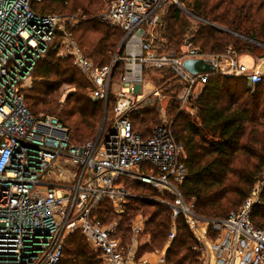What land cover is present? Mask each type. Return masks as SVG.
I'll list each match as a JSON object with an SVG mask.
<instances>
[{"label":"built area","instance_id":"1","mask_svg":"<svg viewBox=\"0 0 264 264\" xmlns=\"http://www.w3.org/2000/svg\"><path fill=\"white\" fill-rule=\"evenodd\" d=\"M43 2L0 0V264H61L66 242L75 234L102 252L100 264H167L179 217L199 239L194 250L200 264H264V229L252 222L261 191L255 188L227 218L196 215L177 184L187 175L185 164L178 161L183 146L173 141L165 126L144 138L134 132L129 116L146 97L145 76L151 72L168 70L183 82L185 88L178 96L183 106L198 101L208 82L207 73L192 75L184 68L187 60H205L190 34L179 50L171 48L166 15L172 6L194 23L226 30L195 16L181 0H108L101 19L119 27L124 37L112 63L99 68L85 57L70 32L82 19L36 12L34 7ZM243 39L264 51V43ZM50 53L71 61L94 85L92 100L103 101L107 119L111 118L106 138L104 126L94 141L72 144L69 129L57 118L35 117L30 112L24 87ZM243 57L251 64H244ZM207 62L225 77L246 79L250 88L264 79V55H240L229 48L225 56ZM118 65H123V74L114 81ZM111 96L116 105L110 116ZM147 164L150 172L160 176L146 173ZM128 180L151 185L174 199L171 203L152 200L172 209V230L160 252L138 257L140 247L151 244L144 236L147 220L143 216L131 220L129 245L117 223L105 225L99 218L106 202L116 214H125L128 200L135 198L126 185Z\"/></svg>","mask_w":264,"mask_h":264},{"label":"trees","instance_id":"2","mask_svg":"<svg viewBox=\"0 0 264 264\" xmlns=\"http://www.w3.org/2000/svg\"><path fill=\"white\" fill-rule=\"evenodd\" d=\"M184 7L195 16L222 27L219 30L208 24L192 23L190 18L172 6L166 15L167 36L171 48L179 50L190 34L195 46L204 52L206 61L225 56L232 48L237 54L252 52L263 56L264 51L246 43L236 35L264 43V0H181ZM104 0H44L34 7L42 14L58 15L60 12L79 14L82 19L78 29H71L83 54L96 67L109 66L117 53L124 33L117 27L98 19L103 12ZM59 12V13H60ZM64 14V13H61ZM123 73V65L115 70L114 80ZM155 85L169 98L163 110L152 102H141L130 113L134 132L150 138L158 126H165L173 141L183 146L178 161L183 162L187 175L178 189L198 216L227 218L247 200L260 185L261 197L252 213L255 227L264 229V79L250 88L246 79L225 77L219 72H209L198 101L183 106L178 96L185 88L171 71H160ZM35 86L25 95L30 112L37 115L38 106L46 105L47 114H58L70 132L72 144L94 141L101 128L104 102L91 98L94 85L71 61L56 58L50 53L37 67ZM74 88L61 107L58 104L62 86ZM116 98L109 99V114H113ZM194 114H191V110ZM34 115V116H35ZM36 117V116H35ZM112 123L105 125L103 139ZM148 165V164H147ZM145 172L160 176L157 171ZM127 187L135 198L128 200L126 214H115L111 203L106 202L98 213L105 225L118 223V232L125 244L131 243V219L141 215L147 219L145 237L151 244L141 246L138 257L146 252L162 250L172 230V210L148 198L173 202V198L160 193L150 185L128 180ZM177 237L167 252V264H200L194 250L197 240L183 217L176 221ZM102 252L93 250L81 234L71 236L66 242L65 257L61 264H100Z\"/></svg>","mask_w":264,"mask_h":264},{"label":"rangeland","instance_id":"3","mask_svg":"<svg viewBox=\"0 0 264 264\" xmlns=\"http://www.w3.org/2000/svg\"><path fill=\"white\" fill-rule=\"evenodd\" d=\"M107 8H108V0H104V10H103V12L100 14V15H98L97 17H98V19H100L101 21H103V19H101V17L103 16V14L107 11ZM60 11L58 10V15H63V16H69V15H77L78 17H80V15L79 14H67L66 12H60ZM61 13H64V14H61ZM57 15V14H56ZM104 22V21H103ZM192 22V21H191ZM192 23H194V22H192ZM80 26V24L76 27V29H78V27ZM68 27V25H66V28ZM73 35V34H72ZM238 38H240V39H242L243 41H245L246 43H248V44H250L248 41H246L245 39H243V37H245V36H237ZM246 38H248V37H246ZM74 39V38H73ZM256 41V40H255ZM257 42H259V41H257ZM120 47H121V43L119 44V46H118V49H117V52L120 50ZM64 61V60H63ZM242 62L244 63V64H251V61L249 60V58H247V57H243L242 58ZM160 73V72H159ZM157 74V72H151V73H149V75H147V76H145L146 78H145V80H146V84H145V86L146 87H148V92L147 91H145V94H144V96L146 95V97H144V99L143 100H141L142 102H147V104H151V101L152 102H156L155 104H158L159 106H161L162 107V109L164 110L165 109V107H166V105H168V102H169V98H167L166 96H164V94L162 93V92H159V95H156L157 93H154L155 91H156V89H157V86L155 85V81L153 80L155 77H157V78H159L160 77V74ZM123 74V73H122ZM121 74V75H122ZM121 75H120V77H121ZM119 77V78H120ZM38 78H35V75L33 76V78L30 80V81H28V83L25 85V89H24V91H23V94H24V96L26 95V93H28L29 92V90H31L34 86H35V84H36V81H38L37 80ZM119 80V79H118ZM117 80V81H118ZM115 81V80H114ZM90 82V81H89ZM75 90H74V88H72L71 86H68V85H64V86H62L61 87V89H60V91H59V96H58V104L59 105H61V107L62 106H64L65 104V102H66V100H67V98H68V96L70 95V94H72L73 92H74ZM94 101V100H93ZM25 103H26V105H27V107L29 106L28 104H27V102H26V100H25ZM104 105H105V103H104ZM28 108H30V107H28ZM45 109H47V106L46 105H40V106H38V108H37V115H35L36 117H39V116H41V115H44V116H52V117H55V118H57L58 119V114H47L46 112H45ZM108 112H109V106H108ZM32 113V112H31ZM107 119V108H106V106L104 107V116H103V122H102V127H100V128H103L105 125H106V123L108 122V119ZM110 120H111V118H110ZM151 186V185H150ZM153 187V186H152ZM256 189H258V190H260L261 191V189H260V186L258 185L257 187H256ZM158 192H160V191H158ZM132 193V192H131ZM161 193V192H160ZM148 199H153V200H157V199H155V198H148ZM152 201V200H151ZM169 202V201H168ZM169 203H171V202H169ZM189 204V203H188ZM190 205V204H189ZM191 206V205H190ZM241 207V206H240ZM240 207L237 209V210H239L240 209ZM193 208V207H192ZM171 209V208H170ZM172 210V209H171ZM236 210V211H237ZM115 212V211H114ZM235 212V211H234ZM116 214V213H115ZM125 214H126V212H125ZM124 214V215H125ZM118 215V214H117ZM124 215H119V216H124ZM200 217H202V218H205V219H211V218H213V217H206V216H200ZM145 218V217H144ZM146 219V218H145ZM132 220V219H131ZM147 220V219H146ZM118 224V223H117ZM130 224H131V221H130ZM196 233H193V235H194V237L196 238V240H199L196 236L197 235H195ZM86 242L90 245V247L94 250V247L86 240ZM157 251H162V250H157Z\"/></svg>","mask_w":264,"mask_h":264},{"label":"water","instance_id":"4","mask_svg":"<svg viewBox=\"0 0 264 264\" xmlns=\"http://www.w3.org/2000/svg\"><path fill=\"white\" fill-rule=\"evenodd\" d=\"M184 12L188 13L186 9H184ZM184 68L192 75H196V74H205L209 72H214L215 65L203 59L202 60H187L184 62ZM101 131H100V134H101Z\"/></svg>","mask_w":264,"mask_h":264}]
</instances>
